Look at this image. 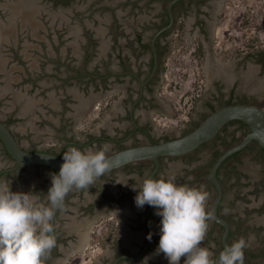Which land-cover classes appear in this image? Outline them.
Returning a JSON list of instances; mask_svg holds the SVG:
<instances>
[{
    "label": "rangeland",
    "instance_id": "obj_1",
    "mask_svg": "<svg viewBox=\"0 0 264 264\" xmlns=\"http://www.w3.org/2000/svg\"><path fill=\"white\" fill-rule=\"evenodd\" d=\"M55 2H34L36 13L32 20L36 21L37 28L34 35H25L23 38L22 34L16 48L0 41V87L4 85L9 91H15L12 92L13 98H9L10 94L0 91V116L9 124L20 144L27 150L48 148L58 151L60 147L65 146V152L71 147L83 152L98 151L108 145L107 155L118 150L117 145L110 141L85 144L87 134L120 137L124 131L131 129V123L122 116L125 109L118 99L119 93L112 98L101 100V86L84 82L85 78L78 76L77 72L104 70L102 43L110 40L117 30L111 26L115 13L121 23L134 21L133 24L137 25L140 20L136 18L144 15L148 8L144 12L133 14L125 0H69L65 5L58 0ZM214 25L211 50L205 47L201 56L192 52L193 37L187 31L184 35L173 37L171 49L165 53L161 63L158 91L155 90L159 100H156L155 107L148 105L135 109L139 123L148 114L159 111L153 113L156 119L153 117L149 124L152 135L173 138L186 129L193 128L211 112L206 107L207 99L217 93H226L230 88L236 87V94L242 92L248 95L253 102L249 104L264 110V68L257 62L259 56L255 54L264 50V0H224ZM121 29V38L131 35L134 31L129 25ZM14 51H17V56ZM124 52L127 53V50ZM108 56L106 55V62L110 60ZM217 65L229 78L213 72ZM242 74L244 75L241 76ZM28 75L30 79L37 76L39 78L35 82L28 81ZM217 75L225 80L226 85ZM210 77L211 79H208ZM68 93H73L76 102L65 100L66 97L70 99ZM186 97L192 100V108L183 111L178 102L180 100L181 103ZM116 98L118 100H114ZM94 102L99 103L95 109L92 106ZM183 114L186 119L190 115L188 124H183ZM170 118L174 121L170 122ZM161 120H168V125L160 126ZM247 132V127L228 125L220 133L221 138H213L187 155L166 159L162 163L161 176L174 178L177 184L202 187L208 193L205 210L210 211L216 191L206 171L213 160V154L216 150L221 152L227 148L222 144L223 136L224 140L232 145ZM69 137H74L77 143H67ZM145 143L147 139L135 133L133 137L122 141L121 145L128 147ZM11 165H14V160L3 151L0 143V169ZM226 165L234 170L224 178V198L220 214L232 215L233 226L240 225L239 232L232 240L237 241L243 237L247 242L246 248L253 249L256 255L258 248L264 243V154L261 155L258 146L252 142ZM150 167L149 161L130 163L96 178L87 188H74L69 192L65 198L69 200H64L62 210L79 219L88 218L86 231L92 230V233L87 249L72 254L68 264H91V260L97 258L96 255L101 249H109L113 241L115 245L123 248V244L136 236L133 232L137 229L133 230V227L128 226L127 233L120 240L119 236L114 234L117 222L114 210L116 207L108 210L102 203L96 208L94 201L101 188L109 194L126 190L123 199L134 200ZM20 172L22 174L17 176H4L11 190L17 192L19 188L25 189V192H32L41 202L46 203L53 173L38 165H24L20 167ZM235 172L241 173L238 174L239 177ZM25 176L29 177V182L22 178ZM0 182L5 183L4 178ZM128 187L133 193L128 194ZM64 213L57 219L61 236L65 232L63 224L67 222ZM131 217L126 218L130 221ZM125 222L127 223V220ZM206 223L209 227L211 219L208 218ZM111 225H114V228L109 233ZM124 225L126 224L122 227ZM128 233L133 236H128ZM219 234L220 232L209 241L204 239L200 246L210 250L217 249ZM141 239L140 236L137 237L136 242ZM114 248L116 249V246ZM249 258L244 257V264H264V256Z\"/></svg>",
    "mask_w": 264,
    "mask_h": 264
},
{
    "label": "flooded vegetation",
    "instance_id": "obj_2",
    "mask_svg": "<svg viewBox=\"0 0 264 264\" xmlns=\"http://www.w3.org/2000/svg\"><path fill=\"white\" fill-rule=\"evenodd\" d=\"M10 1L13 2L14 0H0V23L5 24L4 26L7 25L5 28V31H8L9 35L5 42H7V44L10 46L15 47L18 45L19 38L22 37V34H23V38L25 35H28V36L34 35L35 33L34 31H35V28H37V24L35 23L36 26L27 25V27L26 26L23 27L21 26V22L17 19L14 23V26L13 24L12 25L10 24L12 28L8 26L6 22L7 12L5 11L7 8L4 7V4ZM32 1L35 2L36 0H32ZM61 1H64V0H61ZM61 1L59 2L62 3V5L66 4ZM170 1L171 0H125V3L129 4L130 6L129 9L132 11L133 14L140 13V11L144 12L146 8H148V10L144 12V15L141 14L140 16L136 18L140 20V23L137 25L133 24L134 21L131 23L127 22L126 24H124L125 22L121 23L120 21H118V18L116 17V13H115V15H113L111 26L113 27V29L117 28V30L115 33L111 35L110 40L102 43V47H103L102 57L104 58V60L102 61L103 62L102 65L104 66V70L98 71V72L82 70V71L77 72L78 76L85 78L86 81L84 80V82L93 83L94 85L97 84L101 86V89L99 92L101 100L102 99L105 100L106 98H112L113 96L116 95V93H119L118 99L124 105V109H125L124 110L125 113L124 115L122 114V116L126 117L127 118L126 120H128L132 126L131 129H129L128 131H124L122 136L120 137L111 136L109 134L108 135H105V134L93 135L95 136V138H99L98 139L99 141H94V140L90 141L91 134H87L85 143L93 144L95 142L110 141V142H113V144H116L117 149H119V145H121V142L129 137H133L135 133H138L144 136L147 139V143H150V138L158 140V142L163 141L164 138H168V139L171 138L169 136H161V135L157 137L156 135L151 134V129L149 127L150 126L149 124H151L152 122L151 119L153 120V117H154L153 113H159V111H153L151 115L148 114V116H146V118L143 119L141 123H139L136 120L135 109L139 106L147 107L148 105H152V107H155L156 100H159L158 95L155 94V90L157 89L158 91L159 72L161 71V63L164 58L163 56L165 55V53H167L168 49H171L173 37L177 35L179 36L184 35L185 32L187 31L189 35L193 37V41H192L193 51L192 52H195L198 47H200L201 50H203L205 47L210 49V46L212 44V38L214 37L213 35H214V27H215L214 25L215 18L217 17L219 13V8L221 7V4L223 3L224 0H177L171 6V16L168 10V4ZM53 3H56L55 0H53ZM29 7L23 8L28 18L31 16L30 14L31 10L33 11L34 9L32 8V6H29ZM35 9H36V6H35ZM31 23L34 24V21L32 22V19H31ZM128 25L131 28H133L134 31L131 32V35H124V38H121V35H123V32H122L123 29L121 28L128 27ZM32 27H34V30ZM0 30H1L0 31V41H3L1 37L2 36L1 34L3 33V29L1 28ZM153 46H154V49H153ZM125 49L127 50V53L124 52ZM14 52H15V56H17V51H14ZM12 54L14 56L13 52ZM255 54H258V56L261 57L260 51L256 52ZM106 55L110 57V60L107 62L105 60ZM155 59H156V64L154 67ZM213 60L215 61V59ZM259 64L261 67L262 65L264 66V63L263 64L259 63ZM241 76H243V74ZM25 78L26 77L24 76V79ZM37 78L39 77L37 76L36 78L30 79V75L27 76V80L28 81L31 80L32 82H35ZM217 78L221 79V82L226 85L225 80L221 78V76H218ZM0 91L4 92L7 95L10 94L9 98L14 97V94H12V92H15V91L14 90L9 91L7 87H5L4 85L0 87ZM235 92H236V87L230 88L226 93H223L221 95L217 93L216 95L212 96V98L207 99L206 107L211 110L210 104L214 108H217V106L218 107L222 106L224 102L227 100H230L232 103H235V102L253 103L252 99H250L248 95L242 92L236 94ZM68 94H69L70 99L66 97L65 100L69 102H76V98H74L73 93H68ZM103 96L105 98H103ZM118 99L116 98L114 100H118ZM98 105H99L98 102H94L92 106H94V109H95L98 107ZM65 107H67V105H65ZM189 116H187V119L185 120L184 125L189 123L190 121ZM7 120L8 119H6V121ZM7 125L9 126V124ZM197 125L198 123L195 126ZM138 126L144 127L146 132L145 131L144 133L137 132V131L134 132L133 128L138 127ZM195 126H193V128ZM190 129H192V127L186 129L185 131H183V133ZM10 130L12 131L11 128ZM145 133H148L149 136H147ZM220 133L221 132H219V134ZM13 135L17 139L14 133ZM106 137H108L107 139L112 138L115 140L113 141L107 140L105 139ZM68 139L69 141H67V143H70L71 145L77 143L74 137H69ZM22 147L24 148V146ZM28 150L47 151V152L57 154L61 157H63V153L65 152V150L62 149V147H60L58 151H53L48 148H28ZM171 157H178V156L162 157L161 163L159 165V169L154 175V179H159L162 177L161 176L162 163L166 159L171 158ZM22 166L24 165L17 164V162L14 160V165L3 167L2 169H0V180L4 178L5 183H7L8 181L6 180L7 179L6 177L9 176L10 174L15 175V176H17V174H20L21 173L20 167ZM225 166L226 167H223V169H220L221 172L219 175V178L222 181L221 186L223 190V197L220 202L221 207L218 206V213L221 217L225 218L229 222V225H230L229 234L234 231V233L230 236L228 240L229 244H232L231 239L233 238L234 234L238 232V229H237L238 227L235 226L234 229L232 228V225H234L232 215L224 216L223 214H220V211L222 208V201L224 198V187H223L224 178H227V174H225V169L230 168L228 165H225ZM41 167L46 168L45 166H41ZM150 168H149L148 174L151 171ZM230 169L232 170L233 168H230ZM22 178L26 179L27 180L26 182L30 181L29 177L25 176ZM124 192L126 191L123 190L122 192L109 194V193H105L103 189L101 188L99 189V195L97 199H95L94 204L96 208H99V205L104 203L106 205V209L108 210L109 208L114 209V207L122 208L124 204L126 203V200L123 199ZM127 192L128 194L133 193L129 187L127 188ZM67 195H69V193ZM65 200L68 201L69 198ZM141 209H142L141 211L135 212L132 215V217L130 218V225H128L131 228L133 227V230L137 229L135 230L136 232H133V234L136 233L137 237H138L137 231L138 232L141 231L143 233V236L141 237L142 238L141 241L136 242L137 237L133 236V238L128 240L126 244H123V246L125 245V247L123 248L119 247L118 245H115V242L113 241L109 249H101L99 253L98 251H96L98 253V255H96L97 258H94L93 260H91V264H141V262L146 256L149 257L148 264H168L166 261L167 258L162 253L157 254L155 251L159 243V238L155 234L154 228L156 226L154 227V225H152V222L153 220H155L157 223H160L161 218L155 215V213L151 216L150 223H151V227L153 230V235L151 239L149 240L147 238L148 229H147L146 222H147L148 216L153 210V207L146 204ZM61 210L62 208L57 209L55 216H54V227H53L52 234L56 238V241H57L56 246L52 248L49 252L45 253L44 257L42 258V264H68L70 256L72 254L85 250L81 248H80L81 250L63 249L67 247V245L69 244L68 241L69 239H72V234L70 235V233H68V231L65 230V232H63V236L60 235V228L58 227L57 219H58L59 212ZM62 211L64 212V210ZM205 211H206L208 218L211 219V227L215 228L216 234L220 232L218 236L220 240L221 233H222V227L212 219L211 206H210V211H207V210ZM120 219H121V216H120ZM120 224L121 222L120 223L118 221L116 222L115 233H114L116 236H119V233L121 231ZM237 226L239 225L237 224ZM63 227H66V224H63ZM210 232H213V230L208 231V233ZM91 233H92V230H91ZM118 238L120 240L123 239L121 238V236H119ZM88 243L86 245H88ZM219 244H221V241L220 243H218V248L215 249L216 252L214 253V256L212 258L213 260H214L215 255L222 250L221 248L222 245L219 246ZM115 246H116V249L114 248ZM133 247L135 249H132ZM244 252L246 254L247 250H245ZM182 259L184 258H181V260ZM142 264H144V262H142Z\"/></svg>",
    "mask_w": 264,
    "mask_h": 264
},
{
    "label": "clouds",
    "instance_id": "obj_3",
    "mask_svg": "<svg viewBox=\"0 0 264 264\" xmlns=\"http://www.w3.org/2000/svg\"><path fill=\"white\" fill-rule=\"evenodd\" d=\"M107 151L108 145L98 151L71 147L64 152L59 172L51 176L46 203L32 192H13L10 184L0 182V264H42L45 253L57 243L52 234L56 210L63 207L70 191L87 188L110 169ZM207 197L202 187L177 184L174 178L143 180L134 201L138 208L153 207L161 218L155 251L168 264H180L182 257L183 264H244L247 242L243 237L226 246L215 261L211 251L200 246L208 227ZM148 260L146 256L142 262Z\"/></svg>",
    "mask_w": 264,
    "mask_h": 264
},
{
    "label": "water",
    "instance_id": "obj_4",
    "mask_svg": "<svg viewBox=\"0 0 264 264\" xmlns=\"http://www.w3.org/2000/svg\"><path fill=\"white\" fill-rule=\"evenodd\" d=\"M175 1L177 0H171L168 4L170 16L171 6ZM21 6L35 7L34 1L32 0H14L13 2L10 1L4 4V7L7 8L5 11L7 12L6 22L8 26L10 24H13L14 26V23L17 19L21 22V26L23 27H27V25L36 26V21H34V24L31 25L32 23L30 19V17L33 15L35 18L36 9L34 8L33 11L30 12L31 16L27 18L26 23H23L24 16L21 15L18 9V7L20 8ZM1 25L4 26L5 24ZM8 35V31H5V33L2 34V43L7 40ZM155 64L156 59L154 67ZM208 79H211V77ZM7 82L9 83V81ZM28 108H30V106H28ZM232 120H238L244 123L248 129V132L238 142L224 149L215 159L210 168V181L216 191V196L211 205V217L217 224L222 227L220 241L223 250L226 246L231 245L228 241L230 225L229 222L225 218L221 217L218 213V206L223 197V190L221 183L219 182L217 177V170L227 157L237 151L242 150L248 144L252 143V141L257 142V144L264 149V110L261 107L249 103L225 104L211 111L198 123L197 126L176 137L155 143L137 144L115 150L106 155V158L111 163V167L105 173L111 170H116L130 163L138 161H151L153 163V168L151 169L147 178H152L159 169V158L167 156H181L191 153L192 151L199 148L202 144L212 140L220 132L222 127ZM0 143L2 144L8 155L13 160H15L17 164L45 166L58 173L60 166L63 163V158L58 156L57 154L41 150L32 151L23 148L13 135L10 127L4 122L1 116ZM154 213L155 209L153 208L146 222L148 234L151 233L152 235L153 230L151 227L150 218ZM80 245L81 244H79V246L75 249L81 250ZM221 251L215 255L214 261L218 259Z\"/></svg>",
    "mask_w": 264,
    "mask_h": 264
},
{
    "label": "crops",
    "instance_id": "obj_5",
    "mask_svg": "<svg viewBox=\"0 0 264 264\" xmlns=\"http://www.w3.org/2000/svg\"><path fill=\"white\" fill-rule=\"evenodd\" d=\"M215 65H213V68ZM24 109V108H23ZM86 117V116H85ZM81 121V120H80ZM79 122V121H78ZM17 189V188H16ZM126 191V190H124ZM17 192H25V189H17ZM28 192V191H26ZM25 192V193H26ZM132 207V209H131ZM115 214L117 216V221L119 220V223L121 222L120 224V233H119V236H123L127 233L128 231V224L127 223H130V221L126 218L127 216H132L135 212H139L141 211L142 209L141 208H138L135 204V201L134 200H131L130 198L129 199H126V203L124 204V206L122 208H115ZM118 209V210H117ZM76 212L77 210L74 209ZM64 213L62 210L59 212V215ZM68 213V212H67ZM66 212L64 213L65 214V218L67 219V222L65 223L66 224V227H63L65 228V230L68 231V233H70V235L72 234V239H69V244L67 245V247L63 248V249H75L79 246V244H81V237H82V234L85 233L86 229H87V223H89V219L88 218H81L79 219L77 216L75 215H70V214H67ZM132 214V215H130ZM58 215V216H59ZM115 216V218H116ZM120 216H121V219H120ZM119 218V219H118ZM127 220V223L124 221ZM207 221V220H206ZM264 222V221H263ZM123 224H126L124 225V227H122ZM159 224L160 223H157L155 220H153L152 222V225H154V231H155V234L156 236L160 239V233H159ZM209 225V224H208ZM237 227V226H236ZM232 228L234 229L235 227L232 225ZM238 232L240 230L239 226H238ZM213 230V232H210L208 233V231H211ZM215 228L211 227V223L209 225V227L207 228V231H206V234L207 236L205 235L204 239L209 241L210 239H213L216 237V232H215ZM237 232V233H238ZM235 233L234 236L237 234ZM128 236H133V234H130L128 233L127 234ZM137 235H139L140 237L143 236V233L141 231L137 232ZM138 236V237H139ZM233 236V237H234ZM219 241V239H218ZM218 241H217V244H218ZM231 242H235L234 240L231 239ZM82 245V244H81ZM87 246V245H86ZM264 243H262V245H260V247L258 248V254L255 255V252L253 249H248V248H245V250H247V253L245 254L244 252V257L245 259L249 258V256H253V257H256V256H259V257H263L264 256ZM82 249V248H81ZM86 249V248H85ZM210 250V249H209ZM244 250V251H245ZM211 253H212V257L211 259L213 258L214 256V253L216 252L215 249L213 250H210ZM184 258V257H182ZM250 259V258H249ZM167 263H168V260L166 259ZM183 261L184 259L181 260L180 264H183ZM248 264V263H247ZM262 264V263H260Z\"/></svg>",
    "mask_w": 264,
    "mask_h": 264
},
{
    "label": "trees",
    "instance_id": "obj_6",
    "mask_svg": "<svg viewBox=\"0 0 264 264\" xmlns=\"http://www.w3.org/2000/svg\"><path fill=\"white\" fill-rule=\"evenodd\" d=\"M56 1V0H55ZM58 1H61V0H58ZM68 1L69 0H64V1H61V2H63V3H68ZM198 53V54H197ZM195 55H198V56H201L202 55V50H201V48L200 47H198L197 48V50L195 51ZM260 55H261V57H258V59H257V62H259V63H261V64H263L264 63V50H262V51H260ZM262 68H264V66L262 65ZM230 103H232L230 100H227V101H225L224 102V104L223 105H225V104H230ZM235 103H242V102H235ZM245 103V102H244ZM210 108H211V111H213L215 108L210 104ZM230 124H238V126L239 127H241V128H244V127H246V125L244 124V123H242V122H240V121H238V120H232V121H230V122H228L226 125H224L223 127H222V129L220 130V132H222L223 130H225V128H226V126H228V125H230ZM134 130V132H143L144 133V131H145V129H144V127H142V126H138V127H135V128H133ZM146 132V131H145ZM147 136H149V134L148 133H145ZM244 136V135H243ZM222 136L218 133L215 137H214V139L216 138V139H219V138H221ZM108 137H106L105 139H107ZM90 141H99L98 139L99 138H95V136H93V135H90ZM166 139H168V138H164V140H166ZM225 138H224V136H223V139H222V144H224V145H226V147H229V146H231L230 145V143L228 142V141H225L224 140ZM107 140H115V139H112V138H109V139H107ZM121 140V139H120ZM117 142V141H116ZM155 142H158V140H155V139H153V138H150V143H155ZM253 143H255L257 146H258V149H259V152H260V154L261 155H263L264 154V149L262 148V147H260L258 144H257V142H255V141H252ZM70 144V143H69ZM85 144H87V143H85ZM89 144H91V143H89ZM205 144V143H204ZM204 144H202V145H204ZM119 145V144H118ZM250 146V144H248L245 148H243L242 150H244V149H246L247 147H249ZM2 148H3V151L8 155V153L6 152V150L4 149V147L2 146ZM65 148V146L64 147H62V149H64ZM121 148H124V146H121V145H119V149H121ZM242 150H240V151H237V152H235V153H233L232 155H230L229 157H227L224 161H223V163L220 165V167L218 168V170H217V177H218V180H219V182L221 183L222 181H221V179L219 178V175H220V169H223V167H226L225 165H226V163L231 159V158H233V157H235L239 152H241ZM32 151H34V150H32ZM222 152V151H221ZM220 151H218V150H216L215 152H214V154H213V160L210 162V164L208 165V169H207V171H206V175H207V177L210 179V168H211V166H212V164H213V162L215 161V159L220 155V153H221ZM189 154V153H188ZM9 156V155H8ZM59 156V155H58ZM61 157V156H60ZM63 158V157H62ZM161 159H162V157L161 158H159V162L161 163ZM150 162V164H151V168H150V170L153 168V163L151 162V161H149ZM46 168H48V167H46ZM49 169V171L50 172H52L53 174H55L56 172H54L53 170H51L50 168H48ZM234 170V168L231 170L230 168L228 169V168H226L225 169V174H227V175H229V174H231L232 173V171ZM236 173V176L237 177H239L238 176V174H241V173H239V172H235ZM152 179H154V176L152 177ZM219 207H221V204L219 205ZM240 226V225H239ZM114 228V225H111V229L109 230V233L112 231V229ZM234 233V231L233 232H231L229 235H228V240H229V238H230V236L232 235ZM218 243H220V240L218 241ZM221 244H219V246H220ZM222 248V247H221ZM220 248V249H221ZM264 249V248H263Z\"/></svg>",
    "mask_w": 264,
    "mask_h": 264
},
{
    "label": "bare ground",
    "instance_id": "obj_7",
    "mask_svg": "<svg viewBox=\"0 0 264 264\" xmlns=\"http://www.w3.org/2000/svg\"><path fill=\"white\" fill-rule=\"evenodd\" d=\"M19 8V7H18ZM23 8H25L24 6H21V9L19 8V12L21 13V15H23L24 17V21H23V23H26L27 22V14L24 12V10H23ZM30 8V7H29ZM32 8H35V7H32ZM27 9V8H26ZM30 11V10H29ZM32 11V10H31ZM32 18H33V16H31ZM30 17V19H32ZM32 22H33V20H32ZM33 24V23H32ZM7 26V25H6ZM6 26H3V25H1V23H0V29L2 28L3 29V33L2 34H4L5 33V28H6ZM10 26V25H9ZM11 27V26H10ZM9 30H11V29H9ZM1 31V30H0ZM1 34V35H2ZM209 72H211L210 70H209ZM213 72H217L218 74H222V75H227L226 73H225V71L221 68V67H217V69H214L213 70ZM244 75V74H243ZM225 78H229L228 76H226ZM89 229V228H88ZM85 234V235H84ZM83 235H82V240L80 241L81 242V247L80 248H82V249H87V246H86V244L88 243V240L90 239V237H91V232H90V230H88V231H86L85 233H84Z\"/></svg>",
    "mask_w": 264,
    "mask_h": 264
},
{
    "label": "built area",
    "instance_id": "obj_8",
    "mask_svg": "<svg viewBox=\"0 0 264 264\" xmlns=\"http://www.w3.org/2000/svg\"><path fill=\"white\" fill-rule=\"evenodd\" d=\"M178 105H180V109L181 110H189V109H191L192 108V100L191 99H189L188 97H186V98H184L183 99V101H181V103H180V100H179V102H178ZM175 115V114H174ZM173 116V115H172ZM171 116V117H172ZM183 116H184V118H185V120H186V116H185V114H183ZM162 117H165V118H168V117H166V116H162ZM168 121V120H167ZM167 121H164V120H161V125L160 126H166V125H168L167 124ZM169 121L170 122H173L174 120H172V118H170L169 119ZM176 123V122H175ZM184 124V123H183ZM162 127V128H163Z\"/></svg>",
    "mask_w": 264,
    "mask_h": 264
}]
</instances>
